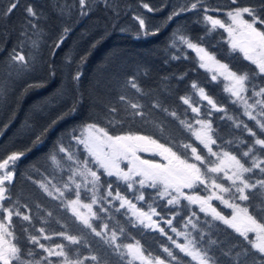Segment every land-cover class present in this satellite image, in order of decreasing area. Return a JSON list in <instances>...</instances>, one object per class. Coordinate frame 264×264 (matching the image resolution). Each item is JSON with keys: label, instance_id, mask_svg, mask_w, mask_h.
<instances>
[{"label": "trees", "instance_id": "1", "mask_svg": "<svg viewBox=\"0 0 264 264\" xmlns=\"http://www.w3.org/2000/svg\"><path fill=\"white\" fill-rule=\"evenodd\" d=\"M257 2L100 0L92 8L87 6V15H82L78 0H20V6L10 15L0 16V85L7 89L0 99V162L12 153H24L13 168L14 179L7 185L9 198L3 202L4 207L21 213L12 216L9 226L21 249V260L14 264H62L63 257L49 256L39 244L55 251L58 245H64L68 257L83 264H141L125 247L137 242L149 262L159 258L165 264H199L176 247V243L187 244L189 239L207 251L214 264H264V255L249 251L248 241L222 221L201 213L184 196L170 205L167 201L173 197H162L160 185L141 187V178L125 181L105 174L77 139H85L87 126L95 124L110 135L151 136L197 163L191 149L181 147L191 144L205 157L207 167L219 163L223 152L235 155L246 167H252L253 158L264 161V148L255 144L257 138L264 139L258 123H264V96L253 94L264 87V76L252 77L253 71L258 72L256 66L239 50L233 51L228 32L219 27L213 30L205 20V16H212L227 26L231 24L228 11ZM8 3L0 0V9H6ZM193 4L197 7L192 8ZM27 5L33 6L37 17L26 15ZM75 5V11H61ZM136 17L144 19L145 28H140ZM181 36L230 70L249 73L252 78L247 90L237 97L226 91L229 84L213 80ZM15 53L25 55L29 63V70L21 76L16 75L18 65L12 60ZM78 73L79 79H74ZM199 88L217 108L199 95ZM183 97L190 98L191 106L183 102ZM130 103L140 105L143 116H134ZM192 107L199 112H193ZM249 112L255 120L249 118ZM198 120L211 123L210 134L216 140L211 147L218 156L210 155L193 135L194 130H200ZM60 147L66 151L60 152ZM250 149V156L245 157L243 153ZM142 157L164 163L160 156ZM260 168L264 164L245 173V178L251 183L264 181ZM93 171L100 177L95 183L90 175ZM207 177L206 184H196L184 194L209 196L208 191H214L212 179L231 186L221 173H207ZM77 192L78 203L91 205L95 215L89 222L101 235L72 212L70 201L77 200ZM117 193L139 212L155 209L158 227L142 225L128 207L121 206L123 201L117 199ZM248 194V201H239L233 199V193H220L230 202L248 206L257 218L264 216V189L257 186ZM140 195L143 200L138 199ZM212 205L231 218L233 210L221 201ZM23 215L30 219L23 220ZM66 235L77 237L79 243H71ZM30 237H36L39 244L32 243ZM165 248L176 259L169 257ZM92 256L97 259L92 260Z\"/></svg>", "mask_w": 264, "mask_h": 264}, {"label": "snow or ice", "instance_id": "2", "mask_svg": "<svg viewBox=\"0 0 264 264\" xmlns=\"http://www.w3.org/2000/svg\"><path fill=\"white\" fill-rule=\"evenodd\" d=\"M78 3L82 10L81 14L87 15V12L84 11L87 6V0H78ZM231 3L236 4L237 0H231ZM19 6L20 0H9L6 9H0V16L10 15ZM144 7L148 8L149 11L152 10L147 4H145ZM196 7V4L192 5V8ZM25 12L28 17H37V12L32 5H27L25 7ZM227 16L231 20V24L227 26L220 19H215L212 16H205V20L211 24V28L213 30L219 27L228 32L230 37L229 43L233 51L239 50V52L243 53L245 60L256 66L258 72L253 71L252 77L256 75L264 76V0H258L257 3H253L248 6L237 7L234 10L228 11ZM246 16L250 19L245 18ZM136 19L139 22L140 28H145L144 19L140 17H136ZM169 19H171V17ZM29 23L31 24V20ZM257 25H260L261 27H257ZM67 31V28L64 29L65 33ZM180 40L185 43L189 49H194L196 51L202 61L200 64L201 67H207V64L203 63L205 60L212 61L216 65V69L219 71L220 75H223L226 80L231 82L225 89L226 91L231 92L234 96H240L242 92L247 90V83L252 78L249 73L245 72L238 74L237 72L230 70L227 64L217 61L215 57L210 55L204 48L190 42L183 36L180 37ZM56 47H59V44H57ZM12 60L18 65V71L16 72L17 76H21L24 72L29 70V63L26 60L25 55L15 53L12 56ZM9 75L11 76L12 73H9ZM74 79H79V73L76 77H74ZM212 79H217L216 74H213ZM131 86L133 88H137L135 83H132ZM192 87L197 88V85L193 84ZM6 91L7 89L0 85V99H3ZM198 91L199 95L208 101V104L212 105L213 108H217L214 101L205 94L203 88H199ZM253 94L256 96H264V87H261L259 91H255ZM120 99L124 100L125 98L122 96ZM182 99L185 104L191 106L190 98L183 97ZM257 103H261V101H257ZM129 106L134 110L132 113L134 116H143V112L139 111L141 107L140 105L137 103H130ZM248 107H251V105H248ZM74 110L75 109H73V111ZM112 111L116 110L112 109ZM192 111L198 113L199 108L192 107ZM247 114L250 119H256V117L250 112ZM172 115L175 116V113H172ZM197 123L201 127L200 130L193 131V135L196 137V140L200 141V143L207 148L210 155L218 156V153L214 152L211 147V145L216 143V140L213 139L210 134L212 131L211 123L203 120H198ZM258 123L260 124V128L264 130V123L259 121ZM187 126L191 129V125ZM245 127L247 128L246 125ZM248 130L251 132V129ZM87 132L88 135L86 139H77L80 143L85 145L89 154L95 157L96 161L107 172V175H116L118 178L125 181L131 180L133 176L142 177L139 181L141 187L144 186L146 181H149V186L154 188L157 187V185H160L163 188V191L160 192L162 197L168 193L169 189H173L178 193V196L167 201L170 205L179 203V196H184L182 189H191L196 184H206V180L208 179L207 173H224L225 178L231 181L230 187H226L221 183H217L216 179H212L211 188L215 191H213L211 195L206 198L198 195H188L184 198L191 203H200V210L202 212L210 211L214 219L222 221L225 225L234 229L236 233L248 241V244L250 245L249 251L255 250L259 254L264 255V216L257 218V216L250 213L248 206L242 207L239 204L230 202L229 199H225L223 195L218 194L233 193V199L248 201L250 199L248 193L256 189L257 186L264 189V181L251 183L245 178L244 174L251 172L253 168L260 167V164H264V161H257L253 158L252 167H246L245 163H242L235 155L223 152L222 157L219 158V163H213V166L207 167L205 157L200 155L197 152V148L193 147L191 144H183L181 147L185 150L190 148L192 157L195 161L199 162V165L197 163L189 162L188 159L184 158L181 154H178L177 151H174L172 147L160 143L157 139H154L151 136L131 133L124 135H110L104 128L98 127L95 124L88 125ZM251 134L255 135V133ZM255 144L264 148V139L257 138L255 140ZM59 151L65 152L66 150L63 147H60ZM142 152L158 155L162 157L163 160L167 161V163H158L154 160L144 159L138 155V153ZM251 152L252 149L244 152L243 155L248 157ZM23 155V152L12 153L0 162V202L9 198L7 196V185L11 184L14 179V172L10 168V165L14 166L15 162ZM68 158L72 159L71 155H69ZM53 159H55V157H53ZM121 160L128 161L129 167L127 171L121 169ZM201 166H205L206 170H202ZM228 170H232L231 175H228ZM260 171L264 172V168H260ZM90 175L93 177V183L100 179L94 171L90 172ZM41 187L44 188L45 191L48 190L43 184ZM128 187L131 188L132 184H129ZM77 188H79V185H77ZM111 194L112 193L109 192V195ZM49 195H51V192H49ZM76 195L77 200L70 201V205H74L79 202V192H77ZM117 199H121L123 201L121 204L122 207L124 203H127L131 208L135 209V205L131 204L130 201L123 200L118 193ZM138 199L143 200V195H140ZM212 199L221 201L224 205L233 210L230 219L222 215L209 203ZM93 203H95V200H93ZM206 205L207 207H205ZM83 207H87L89 212H91V205H83ZM0 212L7 213L6 217H0V264H14V261L21 260V249L18 247L17 243L14 242L15 236L9 225L11 223L12 216H20L21 213L15 211L13 208L4 207L3 203H0ZM73 212L86 227L92 228V230L96 232V235H101L100 232H97L96 229L92 227L88 218L77 212L75 208H73ZM153 214H155V209H151L150 213L140 212L137 218L140 219V217H145L151 221V215ZM92 215L94 216L95 213H92ZM22 218L25 221L30 219L27 215H23ZM5 219L8 221L7 224L4 222ZM140 223L144 224V220L140 219ZM168 224L171 225V221H168ZM153 226H155L154 222L145 224V227ZM195 227V224H193V228ZM41 231H43V229H41ZM160 231L163 232L164 230L161 228ZM172 231L176 232V229L172 228ZM249 234H254L253 238H250ZM177 235H180V233L177 232ZM8 237H11L12 239L9 240ZM45 238L47 239V237ZM65 238L73 244L79 243L77 237L66 235ZM111 239L113 241L116 239L115 232H113ZM169 239H171V237H169ZM30 240L34 244H39V240L36 237H30ZM173 242L175 243V241ZM39 246L44 249L49 256L56 255L58 257H63L64 259L62 264H83L82 260L74 261L70 259L64 251V245H58V251L51 248H45L43 244H39ZM125 247H127L129 253L134 259L142 258L138 242L136 245L128 244ZM176 247L181 252L191 257L193 261H198L199 264H214V261L208 255L207 251L197 248L194 240L189 239L187 244L176 243ZM164 251L167 252L168 256L172 257V259H176L168 248H165ZM91 259L96 260L97 257L92 256ZM154 264H165V261L157 258Z\"/></svg>", "mask_w": 264, "mask_h": 264}, {"label": "rangeland", "instance_id": "3", "mask_svg": "<svg viewBox=\"0 0 264 264\" xmlns=\"http://www.w3.org/2000/svg\"><path fill=\"white\" fill-rule=\"evenodd\" d=\"M100 0H87V6H89L90 8H92V7H94V4L96 3V2H99ZM86 6V7H87ZM77 9V6L75 5V6H73V7H70V6H65V7H62V9H61V11H63V12H66V13H68V12H71V11H75ZM81 9V8H80ZM68 11V12H67ZM194 50V49H193ZM194 52L196 53V51L194 50ZM197 54V53H196ZM197 57H198V59H199V61H200V64L202 63V61L200 60V58H199V55L197 54ZM203 63H206L207 64V67H202L204 70H206V71H208L212 76H213V74H216V76H217V79H215V81H218L219 79H221V80H224L227 84H229L230 85V81L229 80H226L225 78H224V76L223 75H220V73H219V71L216 69V65L212 62V61H207V60H205V61H203ZM234 96V95H233ZM234 97H237V96H234ZM87 135H88V132L86 133V138H87ZM85 138V139H86ZM199 143H200V141H198ZM201 144V143H200ZM203 147H204V145L203 144H201ZM83 146H84V148L87 150V148L85 147V145L83 144ZM207 149V148H206ZM87 152H88V150H87ZM88 154H89V152H88ZM90 155V154H89ZM138 155H140L141 157L142 156H144L145 154L142 152V153H138ZM145 156H147V155H145ZM90 157L94 160V162L97 164V167H99V168H101L104 172H105V174H107V172L100 166V164L96 161V159H95V157H93L92 155H90ZM143 158V157H142ZM218 158H220V157H218ZM151 160V159H150ZM18 161H16L15 162V164L17 163ZM197 162V161H196ZM158 163H160V162H158ZM164 163L166 164L167 163V161H165L164 160ZM197 164L199 165V162H197ZM15 166V165H14ZM14 166H12V165H10V168L13 170V168H14ZM120 167H121V169H123L124 171H127L128 170V167H129V164H128V161L127 160H121L120 161ZM224 177H225V175H224V173H221ZM232 174V170H228V175H231ZM109 176V175H108ZM113 177H117L116 175H112ZM132 178H141L142 179V177H139V176H133ZM225 180H227L226 178H225ZM229 181V180H228ZM150 182L149 181H146L145 182V184H149ZM157 186H159V185H157ZM193 188H191V189H188V188H184V189H182V192L184 193V192H188L189 190H192ZM215 191V190H214ZM212 192L213 191H211L210 193H209V191H208V194H212ZM173 194H175V195H178V193L177 192H175V190H173V189H169L168 190V193L166 194V195H170V196H172V197H175ZM218 194H220V193H218ZM186 195L184 194V197H185ZM192 196H196V195H192ZM208 197V196H207ZM206 198V197H205ZM213 201H219V200H216V199H212L209 203L212 205V202ZM4 202V201H3ZM3 202H0V203H3ZM189 203L190 204H192L193 206H195V207H197L198 208V210L199 211H201L200 210V207H201V205H200V203H191L190 201H189ZM233 203H234V201H233ZM83 205L84 204H81V203H77V204H74L73 205V207H72V212H73V208H75L76 209V211L77 212H79L81 215H83L84 217H86V218H88L89 220H91L92 219V208H91V212H89V209L87 208V207H83ZM125 207H128L132 212H133V214H135L137 217H138V214L140 213L137 209H136V207H135V209H133V208H131L130 206H129V204H127V203H124L123 204ZM213 206V205H212ZM205 207H207V205L205 206ZM74 213V212H73ZM201 213H203V214H205V215H211L212 216V214H211V212L210 211H208V212H201ZM6 217L7 216V214H4L3 215V213H2V215H1V217ZM75 216H77V215H75ZM155 217H156V215L155 214H153V215H151V221H149L147 218H145V217H140V219H143L144 220V224H142V225H144L145 226V224H149V223H153L154 222V225L155 226H153V227H147V228H151V229H155V228H157L158 227V223L157 222H155ZM140 219H138L139 220V222H140ZM80 220V219H79ZM81 221V220H80ZM4 222L7 224L8 223V221L5 219L4 220ZM10 226V225H9ZM227 227H229L228 225H227ZM230 228V227H229ZM232 229V228H231ZM234 230V229H233ZM235 231V230H234ZM249 236H254V234H249ZM10 238V237H9ZM127 251H128V249H127ZM128 253H129V251H128ZM129 255H130V257L133 259V260H135V261H137V262H139V263H141V264H154V262H149L148 260H146L144 257H143V255H142V252H141V257L142 258H133V256L129 253ZM197 263H199L198 261H196Z\"/></svg>", "mask_w": 264, "mask_h": 264}, {"label": "water", "instance_id": "4", "mask_svg": "<svg viewBox=\"0 0 264 264\" xmlns=\"http://www.w3.org/2000/svg\"><path fill=\"white\" fill-rule=\"evenodd\" d=\"M145 155H153L152 153H144Z\"/></svg>", "mask_w": 264, "mask_h": 264}, {"label": "flooded vegetation", "instance_id": "5", "mask_svg": "<svg viewBox=\"0 0 264 264\" xmlns=\"http://www.w3.org/2000/svg\"><path fill=\"white\" fill-rule=\"evenodd\" d=\"M1 215H2V212H0V217H1Z\"/></svg>", "mask_w": 264, "mask_h": 264}]
</instances>
